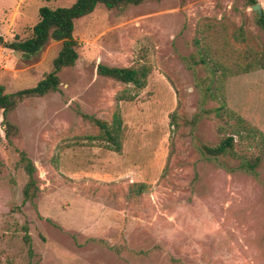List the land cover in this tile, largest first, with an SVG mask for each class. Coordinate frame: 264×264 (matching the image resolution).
Listing matches in <instances>:
<instances>
[{"label":"rangeland","instance_id":"374dc122","mask_svg":"<svg viewBox=\"0 0 264 264\" xmlns=\"http://www.w3.org/2000/svg\"><path fill=\"white\" fill-rule=\"evenodd\" d=\"M75 1L0 0V33L27 37L40 7ZM253 4H100L75 21L80 57L59 90L0 109V264H264V29ZM61 48L50 41L26 61L0 44V84L35 86ZM99 63L151 70L138 88ZM85 114L120 116L122 150ZM236 131L225 153L204 154ZM21 151L36 166L30 200Z\"/></svg>","mask_w":264,"mask_h":264},{"label":"trees","instance_id":"16d2710c","mask_svg":"<svg viewBox=\"0 0 264 264\" xmlns=\"http://www.w3.org/2000/svg\"><path fill=\"white\" fill-rule=\"evenodd\" d=\"M145 1L148 0H76L69 6H59L56 8L42 6L39 9L40 19L31 28L29 36L21 37L20 34H17L13 40L7 41L0 33V44L20 53L22 59L26 61L35 59L50 41H60L62 43V48L54 59L53 70L47 73L35 86L15 92H6L5 86L0 84V109H2L3 114L7 115L10 113L26 98L41 97L59 90L61 84L59 73L65 67L75 65L80 57L78 51L79 42L75 37V21L77 19L91 14L100 4L105 5L109 9H124L130 5H139ZM252 2L254 4L257 3L256 0H252ZM257 24L264 29V14L260 15L257 13ZM200 62L209 69L214 77L212 68H216L217 66L213 63L209 68V60L203 52L200 55ZM150 70L146 64H141L140 66H117L99 63L97 66V71L100 75L126 84H134L138 88H143L146 85ZM85 117L90 119L91 122L104 132L105 139L108 141L111 149L116 151L122 150L123 121L120 116H114L112 122H106L87 114H85ZM11 132L7 130V135L10 136ZM235 134H238L237 131L233 132L216 146H203L204 154L210 157H217L225 153L229 147L234 146ZM241 134L239 133V135ZM21 159L29 175V181L24 188V195L26 199L30 200L35 196L38 189L37 180L34 175L36 166L25 151H21ZM243 166L249 170H254L255 168V165L250 162L243 164ZM27 239L30 240L29 236H27Z\"/></svg>","mask_w":264,"mask_h":264},{"label":"water","instance_id":"95a60500","mask_svg":"<svg viewBox=\"0 0 264 264\" xmlns=\"http://www.w3.org/2000/svg\"><path fill=\"white\" fill-rule=\"evenodd\" d=\"M253 10H256L260 15L264 14V10L261 3H255L252 5Z\"/></svg>","mask_w":264,"mask_h":264}]
</instances>
